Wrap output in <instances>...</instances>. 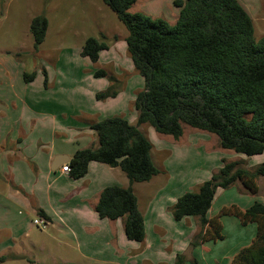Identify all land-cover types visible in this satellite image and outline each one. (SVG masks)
Returning <instances> with one entry per match:
<instances>
[{
  "label": "trees",
  "instance_id": "16d2710c",
  "mask_svg": "<svg viewBox=\"0 0 264 264\" xmlns=\"http://www.w3.org/2000/svg\"><path fill=\"white\" fill-rule=\"evenodd\" d=\"M135 2L104 0L127 29L126 50L144 80L143 89L132 102L136 123L130 124L118 115L91 123L97 146L76 150L66 164L73 178L82 177L91 161L124 172L129 185L104 187L94 209L100 218H122L126 238L142 241L143 218L131 184L148 181L159 170L150 156L152 144L138 126L146 124L157 133L178 139L182 125H187L214 134L222 149L248 157L264 156V36L255 37L253 21L238 0H173L178 8L173 23L144 12H129ZM46 30L44 15L31 18L29 32L34 49L44 40ZM108 48L104 35L89 36L80 55L94 63L99 52ZM105 74L102 69L95 71V76ZM34 76V71L23 72L25 82ZM116 94L110 85L96 92L95 99ZM221 163L208 179L176 198L171 215L176 221L186 216L198 218L199 230L191 246L222 239L221 216H234L242 225L255 223L254 237L228 264H264L263 203L255 201L245 209L230 205L206 217L217 189H227L239 181L243 190L255 194L257 178L264 177V161L252 170L239 161L222 159ZM174 264L188 261L177 253Z\"/></svg>",
  "mask_w": 264,
  "mask_h": 264
},
{
  "label": "crops",
  "instance_id": "0c3cea01",
  "mask_svg": "<svg viewBox=\"0 0 264 264\" xmlns=\"http://www.w3.org/2000/svg\"><path fill=\"white\" fill-rule=\"evenodd\" d=\"M150 12L144 13L152 16ZM100 57L99 52L98 60ZM43 63L40 61L33 70L35 76L29 82L23 80L21 71L24 84L15 82L18 79L13 80L8 72L6 79L0 77L1 264L20 256L34 264H174L177 253L184 255L188 264H228L241 247L250 243L256 224L242 225L236 217L224 215L220 217L222 239L199 242L194 246L189 244L199 230L198 218L170 219L166 208L175 202L177 191L172 197L166 196V192L171 191H165L166 181L162 174L159 175L161 171L157 166L166 169L170 162L163 159L156 165L152 157L153 145L150 156L159 170L156 175L161 177L155 181L156 192L146 189V183L154 181L155 175L148 181L131 184L143 218V240L126 238L122 218H100L94 209L100 191L110 185L127 187L129 183L124 172L119 167L91 161L82 177L73 178L62 172L60 166L66 164L76 150L97 146L90 124L112 116L106 108L119 94L96 100L98 89H89L85 80L68 79L64 74L60 78L55 73L51 75L50 68ZM132 107L130 119L126 112H119L134 125L136 114L132 113ZM138 129L142 132L140 126ZM197 139L200 138L182 140L181 135L173 140L180 148L193 149L190 153L183 150L186 154L193 155L201 150L200 156L209 157L213 149ZM167 147L160 145L158 151H167ZM255 157L238 155L231 158L250 159L251 166L264 161L261 155ZM216 159L219 157H215V162ZM220 166L221 162L216 163L215 168L211 167L212 172ZM208 177L209 174L202 178L193 175L190 182L183 185L190 191ZM263 179L258 177L256 181L263 183ZM162 194L163 199L166 196L169 200L164 205ZM255 201L264 204L261 192L251 195L237 190L234 185L217 189L206 217L215 216L222 207L236 205L245 209ZM34 218L45 220V226L34 225ZM34 226L40 230L39 234L33 232ZM24 250L35 252L37 258Z\"/></svg>",
  "mask_w": 264,
  "mask_h": 264
},
{
  "label": "rangeland",
  "instance_id": "374dc122",
  "mask_svg": "<svg viewBox=\"0 0 264 264\" xmlns=\"http://www.w3.org/2000/svg\"><path fill=\"white\" fill-rule=\"evenodd\" d=\"M238 1L253 21L255 37L264 36L263 0ZM147 10L151 11L152 17H163L170 23H173L178 17V8L174 6L173 0H136L128 9L129 12H145ZM39 14L46 17L47 30L42 43L37 49H34L32 46L33 39L29 32V23L33 16ZM101 35L105 36V41L109 48L100 51V59L92 63L88 58L80 55V49L87 37L100 38ZM126 35L127 29L117 19L115 13L104 3V0H0V70L3 72L0 73V77L6 79L9 74L13 80L18 79L15 82L24 84L20 76L21 71L29 73L37 69L41 61L44 62L43 64L48 65L51 75L55 73L60 78L64 74L65 78L68 79L85 80L89 89L96 88L101 91L113 85L117 91L115 96L119 95L116 101L109 105L106 110L112 116H120L121 112L119 111H124L127 119H130L132 117L130 107L137 92L143 89L144 80L134 69L127 53L124 40ZM99 69L104 70L106 74L104 76H95V71ZM111 78L113 79L110 80ZM132 113L136 114V111L133 110ZM140 128L153 145L152 157L156 165H158V162L162 163L163 159L170 162V166L165 167L166 169L163 166H157L161 171L159 175L162 174L161 176L166 181V184H164L166 185L164 186L165 191H171L166 192V196L172 197L177 191L178 197L187 192V188L184 185L190 182L193 175L195 177L198 175L202 178L209 174L210 177L213 173L211 167L215 168L216 163L220 164L223 159L221 157L226 158V161L242 160L239 162L243 167L249 170L254 168V166H251L252 163H248L250 159L231 158L238 155L243 158L249 157L243 154H236L229 149H221L218 144V138L214 134L182 125V140L200 138L197 140L206 142L207 146L213 149L211 154H208L209 157H205L204 154L202 156L199 155V151L202 153L201 150L193 153V155L189 154L193 151L192 148L184 146V148H180L170 135L157 133L146 124L140 125ZM203 139H206V141ZM160 145L169 146V148L167 147L169 151H158ZM183 150L189 151V153L186 154ZM216 156L219 159H216L217 161L215 162ZM255 156L257 158L260 155ZM261 158H264V156L261 155ZM159 175L154 176V181L146 183L147 192L152 189L156 192L158 185L155 186V184L157 180L161 179V177H158ZM177 185L179 187H176ZM197 185L194 188L191 187L190 190L195 189ZM233 185L237 190H243L239 181H236ZM259 192L264 196V182H257V192L251 195H256ZM166 196L163 199L164 194L161 195L163 205L166 201L167 203L169 201ZM170 207L171 205L166 208V211L170 214V219H172ZM161 212H163V206ZM33 232L39 234L40 230L34 226ZM228 241L230 240L228 239ZM24 251L37 258L35 252ZM4 264L34 263L27 260L26 257L20 256Z\"/></svg>",
  "mask_w": 264,
  "mask_h": 264
},
{
  "label": "built area",
  "instance_id": "2783aa9c",
  "mask_svg": "<svg viewBox=\"0 0 264 264\" xmlns=\"http://www.w3.org/2000/svg\"><path fill=\"white\" fill-rule=\"evenodd\" d=\"M60 170H61L62 172L68 173L69 170H70V168L68 167L67 164H62V165L60 166ZM32 223H33L34 225H37V226H40V227H44V226H45V220H43V219H41V218H34V219L32 220Z\"/></svg>",
  "mask_w": 264,
  "mask_h": 264
}]
</instances>
